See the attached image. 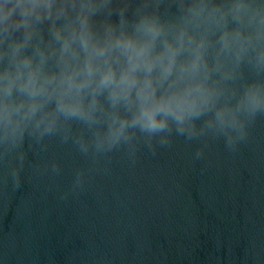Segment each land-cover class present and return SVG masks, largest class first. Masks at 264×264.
Wrapping results in <instances>:
<instances>
[{
	"label": "clouds",
	"instance_id": "obj_1",
	"mask_svg": "<svg viewBox=\"0 0 264 264\" xmlns=\"http://www.w3.org/2000/svg\"><path fill=\"white\" fill-rule=\"evenodd\" d=\"M264 118V0H0V175L19 190L76 155L62 198L113 154L177 139L230 153ZM31 154L32 159H29ZM2 264V262H0Z\"/></svg>",
	"mask_w": 264,
	"mask_h": 264
},
{
	"label": "water",
	"instance_id": "obj_2",
	"mask_svg": "<svg viewBox=\"0 0 264 264\" xmlns=\"http://www.w3.org/2000/svg\"><path fill=\"white\" fill-rule=\"evenodd\" d=\"M202 143L198 160L182 139L134 163L117 152L66 199L78 163L66 148L49 149L65 169L55 180L31 174L13 190L0 175V262L264 264V118L236 153Z\"/></svg>",
	"mask_w": 264,
	"mask_h": 264
}]
</instances>
